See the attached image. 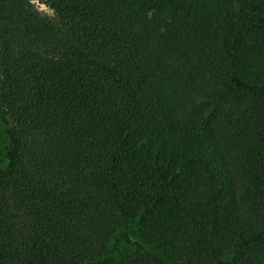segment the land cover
Instances as JSON below:
<instances>
[{
	"label": "trees",
	"instance_id": "obj_1",
	"mask_svg": "<svg viewBox=\"0 0 264 264\" xmlns=\"http://www.w3.org/2000/svg\"><path fill=\"white\" fill-rule=\"evenodd\" d=\"M0 0V264H264V0Z\"/></svg>",
	"mask_w": 264,
	"mask_h": 264
},
{
	"label": "rangeland",
	"instance_id": "obj_2",
	"mask_svg": "<svg viewBox=\"0 0 264 264\" xmlns=\"http://www.w3.org/2000/svg\"><path fill=\"white\" fill-rule=\"evenodd\" d=\"M32 1L35 2V4L39 8H41V9H43V10L49 12V13H52L53 12L50 8H48V6H46L44 3H41L39 0H32Z\"/></svg>",
	"mask_w": 264,
	"mask_h": 264
}]
</instances>
